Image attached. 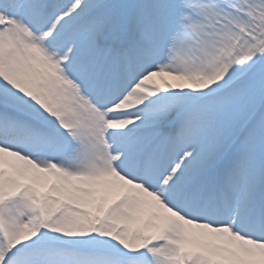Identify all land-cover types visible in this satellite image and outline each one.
Segmentation results:
<instances>
[{
	"label": "snow or ice",
	"instance_id": "obj_1",
	"mask_svg": "<svg viewBox=\"0 0 264 264\" xmlns=\"http://www.w3.org/2000/svg\"><path fill=\"white\" fill-rule=\"evenodd\" d=\"M0 264H264V0H0Z\"/></svg>",
	"mask_w": 264,
	"mask_h": 264
}]
</instances>
